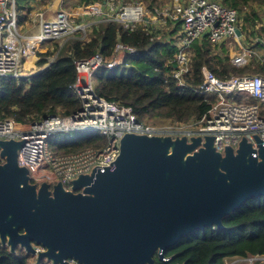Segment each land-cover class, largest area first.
Instances as JSON below:
<instances>
[{"label": "water", "instance_id": "obj_1", "mask_svg": "<svg viewBox=\"0 0 264 264\" xmlns=\"http://www.w3.org/2000/svg\"><path fill=\"white\" fill-rule=\"evenodd\" d=\"M237 35L241 30L237 29ZM217 151L213 136L125 134L113 166L52 188L19 165L25 141L0 139V247L36 264H152L168 248L264 195V144ZM2 257L0 256V262Z\"/></svg>", "mask_w": 264, "mask_h": 264}, {"label": "built area", "instance_id": "obj_2", "mask_svg": "<svg viewBox=\"0 0 264 264\" xmlns=\"http://www.w3.org/2000/svg\"><path fill=\"white\" fill-rule=\"evenodd\" d=\"M102 1L84 3L72 9L65 8L62 0L54 1L42 12L31 16L28 25L36 27L37 32L28 34V31L21 33L22 26L18 23L21 10L17 0H0V79H20L46 72L56 55L41 57L40 54L54 52L55 49L48 47L55 41L69 38L75 31L85 32L81 27L84 24H76L87 18L118 22L130 31L141 23L156 29H163L167 24H171L172 29L179 27L178 33L166 41L176 40L177 51L170 64L173 78L180 87H188L192 48L203 39L212 45L227 47L230 42L238 43L241 51L234 53L230 60L236 67L248 65L253 58L264 62V38L247 42L248 30L242 29L243 12L224 5L221 0H170L162 10L157 8L151 14L140 0ZM263 21H257L249 31L260 30ZM238 28L240 36L237 35ZM43 44L47 48H43ZM63 44L59 43L58 47ZM256 44L262 46L261 51L256 50ZM139 54L135 47L118 41L111 60L97 52L88 59L75 61L77 80L71 89L80 102V109L69 116L58 113L30 121L0 119V139L25 141L19 150L18 162L29 170L32 183L38 186L48 183L52 188L61 182L66 189H71L72 181L79 175L89 174L97 167L113 166L120 153L121 139L127 133L173 138L186 136L188 140L194 136H213L214 146L222 153L226 147L237 149L243 139L257 148L256 136L264 144V77L260 74L231 75L221 79L204 66L202 82L192 90L204 97L208 110L200 119L175 121L163 126L138 121L131 106L96 93L97 71L114 70ZM42 59L46 62L41 64ZM236 94L242 101L235 97ZM82 131L100 133L105 141L69 153H57L49 146L50 139L59 133ZM33 246L35 255L43 251V247ZM69 261L78 264L73 259ZM224 264H264V255L233 257L224 260Z\"/></svg>", "mask_w": 264, "mask_h": 264}, {"label": "trees", "instance_id": "obj_3", "mask_svg": "<svg viewBox=\"0 0 264 264\" xmlns=\"http://www.w3.org/2000/svg\"><path fill=\"white\" fill-rule=\"evenodd\" d=\"M19 1V9L28 10L32 0ZM85 1L89 4L96 0ZM140 1L146 2L152 12L168 3L165 4V0ZM221 1L239 11L246 7L254 9L252 14L246 15L242 26L245 31L260 20L255 5L263 7L264 0ZM24 18L26 15H19V22L22 23ZM88 29L91 35L88 34L87 39L82 40L83 34L71 35L61 48L40 54L41 57L56 55L46 72L20 79H0V119L30 121L52 114L69 116L77 112L80 102L71 89L77 80L75 61L88 59L97 52L106 60H111L118 41L135 47L140 54L128 58L125 65L114 70L97 71L96 93L110 101L131 106L141 122L165 124L200 119L209 105L192 87L202 82L201 70L204 66L221 79L230 75L245 77L260 74L264 77V62L253 58L248 65L236 67L230 62L223 44L212 45L203 39L192 48L188 87H180L173 78V66L170 64L177 51L176 40L166 41V38L178 33L179 27L172 29L171 24H167L163 29H156L141 23L130 31L118 22L102 20L91 23ZM259 32L264 33V27ZM257 33L251 31L250 34L255 36ZM257 46L262 48L259 44ZM45 62L46 59H42L41 64ZM248 101L254 102L252 99ZM61 134L49 141L50 148L57 153L76 152L103 143L100 137L71 140ZM223 223L226 229L206 228L181 239L170 250V253H176L175 261L224 264V260L233 257L264 255V195L248 200L239 210L225 217ZM0 264L28 263L25 257L7 254Z\"/></svg>", "mask_w": 264, "mask_h": 264}, {"label": "rangeland", "instance_id": "obj_4", "mask_svg": "<svg viewBox=\"0 0 264 264\" xmlns=\"http://www.w3.org/2000/svg\"><path fill=\"white\" fill-rule=\"evenodd\" d=\"M84 2H86L85 0H62V3L64 4V6H66L65 8H67V9H72V8H76V7H78L79 5H82V4H84ZM99 2H101V3H103V1H99ZM144 2V1H143ZM142 2V3H143ZM170 3V0L168 1V0H165V4L166 3ZM145 3V4H144ZM143 4H144V6L146 7V9H147V11H149L150 12V14H151V11H150V9H149V7H148V5L146 4V2H144ZM167 3V4H168ZM17 5L20 7V1L19 0H17ZM164 7H161V8H158L159 10H162ZM255 9L257 10V12H258V14L260 15V19H264V6L263 7H260L259 5H255ZM253 8H251V7H246V9H243V11H241V12H243V19L241 20L242 22H246V15L247 14H252V12H253ZM27 12V11H26ZM19 15H21V16H23V15H25V12L24 11H22V12H19ZM258 18V17H257ZM29 20V19H28ZM93 19L91 18H87V19H85L84 21H78L77 22V26H78V24H84V26H82L81 25V27H83V29L85 30V32L83 31V30H80V31H75L74 33H73V35H77V34H79V35H82V40H84V39H87V37H88V34H89V36L91 35L90 34V31H89V29H88V26H89V24L90 23H93V22H98V21H92ZM18 23H19V25H21L20 24V22L18 21ZM261 28L262 27H264V21L263 22H261ZM29 26V25H28ZM28 26L26 27V26H24V27H21L20 29H21V33H23V32H25L26 30H27V28H28ZM30 27V26H29ZM251 28H253V27H251ZM250 29V28H249ZM249 29H248V38H247V42H249V43H254L255 42V39L257 38V37H259L260 39H263L264 38V33H260L259 32V30L257 31L258 33L257 34H255V36H252V34H250L251 33V31H249ZM88 32V33H87ZM69 36V35H68ZM250 36V37H249ZM68 39H70V37L68 38V37H65L63 40H61V41H55L53 44H52V49H56V47H58V45H59V43H66L67 42V40ZM252 39V40H251ZM242 42H244V41H242ZM63 44V45H64ZM244 45H245V43H243ZM257 45V44H256ZM256 45H255V48H256V50L257 51H261V48H259L258 46L256 47ZM43 48L45 47V44H43V46H42ZM51 47H48L49 49L51 48ZM45 48H47V47H45ZM225 50L226 51H228V55H229V59L231 60V57H232V55L234 54V53H237V52H240L241 51V47H239V45H238V43H236V42H230L229 44H228V47L227 46H225ZM224 56V55H223ZM231 76V75H230ZM236 76V75H235ZM95 85H96V82H95ZM235 97L237 98V99H239V101H242V100H240V99H242V97L239 95V94H236L235 95ZM155 124V123H154ZM166 124H171V123H163V124H155V125H157V126H163V125H166ZM62 135V137H67V138H69V139H71V140H80V139H83V138H87V139H90V138H92V137H95V136H99L101 139H103V142L105 141V138L100 134V133H96V132H86V131H82V132H70V133H66V132H64V133H62L61 134ZM0 163H2V160H0ZM18 250V252L19 253H22V254H24L25 252L21 249V248H18L17 249ZM27 261H28V264H34L35 262H34V259L32 258V257H29L28 259H27Z\"/></svg>", "mask_w": 264, "mask_h": 264}, {"label": "flooded vegetation", "instance_id": "obj_5", "mask_svg": "<svg viewBox=\"0 0 264 264\" xmlns=\"http://www.w3.org/2000/svg\"><path fill=\"white\" fill-rule=\"evenodd\" d=\"M17 249H16V252L14 254H12L10 251V248L8 246H1L0 247V256L2 257V259L4 257H6L7 254H11L13 256L25 257L26 259H28L29 257H32L34 259V262H35L34 264H36L37 255L27 254L24 250L23 251L25 253L22 254V253H19ZM170 250H171V248H168L165 251L163 259L160 257V254L158 252L153 253L152 254V264H186L185 262L179 263V262L175 261L176 253H170ZM168 253H170V254H168ZM66 260L69 261L71 259L67 258ZM27 263H28V261H27ZM40 264H43L42 261ZM44 264H52V261L45 259ZM146 264H148V263H146Z\"/></svg>", "mask_w": 264, "mask_h": 264}, {"label": "crops", "instance_id": "obj_6", "mask_svg": "<svg viewBox=\"0 0 264 264\" xmlns=\"http://www.w3.org/2000/svg\"><path fill=\"white\" fill-rule=\"evenodd\" d=\"M54 1H59V0H32L30 2L29 5V9H25V10H21L25 12L26 15V19L24 18V21L21 24L22 27L24 26H28L29 20L31 18V16H34L36 13L38 12H42L47 6H49L50 4L54 3ZM27 11V12H26ZM36 28V27H35ZM33 27H29L27 28L26 31H28V34H32V33H36L37 29H35ZM25 31V32H26ZM51 47V46H50ZM50 50H53L52 47Z\"/></svg>", "mask_w": 264, "mask_h": 264}]
</instances>
